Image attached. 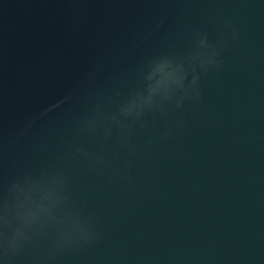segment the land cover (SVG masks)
I'll use <instances>...</instances> for the list:
<instances>
[{
  "label": "water",
  "instance_id": "obj_1",
  "mask_svg": "<svg viewBox=\"0 0 264 264\" xmlns=\"http://www.w3.org/2000/svg\"><path fill=\"white\" fill-rule=\"evenodd\" d=\"M205 35L222 62L206 72ZM166 55L183 59L148 66ZM198 76L200 95L178 107ZM137 81L145 96L161 86L129 141L145 151L112 145L133 179L74 163V198L100 239L55 264H264V0H0V202L60 163L66 140L84 143L73 128L89 98Z\"/></svg>",
  "mask_w": 264,
  "mask_h": 264
},
{
  "label": "clouds",
  "instance_id": "obj_2",
  "mask_svg": "<svg viewBox=\"0 0 264 264\" xmlns=\"http://www.w3.org/2000/svg\"><path fill=\"white\" fill-rule=\"evenodd\" d=\"M233 37L238 39V33L234 31ZM198 41L201 46L207 45L206 50L198 53L200 68L206 72L210 66L220 67L217 47L209 44L206 35L198 37ZM182 59L166 55L153 58L148 66L155 64L156 70L161 71ZM185 76L177 75L172 83L183 86ZM160 86L158 82L145 96L137 90V81L127 95L116 91L105 101L89 98L88 114L77 120L73 128V136L83 139L84 143L66 140L68 151L59 157L60 163L41 169L37 180L26 175L23 182L17 180L9 187L7 197L0 202V260L4 264H17L21 259L26 260V264H55L59 257L98 242L100 234L95 214L85 213L74 198V163L82 164L84 171L111 176L113 181L131 182L133 177L128 168L133 161L126 159L122 165H115L113 161L119 156V148L112 145L126 147L132 156L145 151L129 141L135 125L146 127V113L156 112L153 97ZM165 95H168L166 82ZM199 95L198 76L178 107L182 106L184 98ZM179 123L183 127V121ZM171 135L169 130L162 138ZM97 141H100L99 149L89 151L86 145ZM34 190L43 192L39 201L28 195Z\"/></svg>",
  "mask_w": 264,
  "mask_h": 264
}]
</instances>
